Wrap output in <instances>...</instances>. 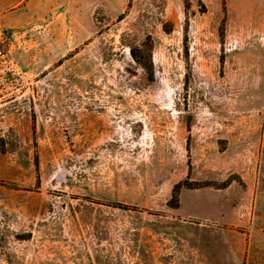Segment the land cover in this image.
<instances>
[{"label":"rangeland","instance_id":"obj_1","mask_svg":"<svg viewBox=\"0 0 264 264\" xmlns=\"http://www.w3.org/2000/svg\"><path fill=\"white\" fill-rule=\"evenodd\" d=\"M0 51V264H264V0H0Z\"/></svg>","mask_w":264,"mask_h":264},{"label":"trees","instance_id":"obj_2","mask_svg":"<svg viewBox=\"0 0 264 264\" xmlns=\"http://www.w3.org/2000/svg\"><path fill=\"white\" fill-rule=\"evenodd\" d=\"M115 204H116V206H122L121 203H115Z\"/></svg>","mask_w":264,"mask_h":264},{"label":"built area","instance_id":"obj_3","mask_svg":"<svg viewBox=\"0 0 264 264\" xmlns=\"http://www.w3.org/2000/svg\"><path fill=\"white\" fill-rule=\"evenodd\" d=\"M0 55H2V51H0Z\"/></svg>","mask_w":264,"mask_h":264}]
</instances>
